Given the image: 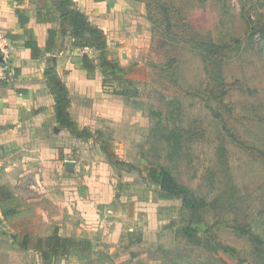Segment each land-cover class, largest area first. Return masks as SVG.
I'll use <instances>...</instances> for the list:
<instances>
[{
	"label": "rangeland",
	"instance_id": "rangeland-1",
	"mask_svg": "<svg viewBox=\"0 0 264 264\" xmlns=\"http://www.w3.org/2000/svg\"><path fill=\"white\" fill-rule=\"evenodd\" d=\"M103 4L110 11L97 12L121 22L105 55L69 45L63 27L55 42L69 63L85 52L120 63L115 79L69 77L67 111L91 133L78 137L49 112L29 145L0 123V185L12 194L0 202V264H42L36 240L55 229L93 249L48 264H264V0ZM2 17L16 71L0 3ZM5 71L0 56V84L14 79ZM150 169L183 195L161 190Z\"/></svg>",
	"mask_w": 264,
	"mask_h": 264
},
{
	"label": "crops",
	"instance_id": "crops-1",
	"mask_svg": "<svg viewBox=\"0 0 264 264\" xmlns=\"http://www.w3.org/2000/svg\"><path fill=\"white\" fill-rule=\"evenodd\" d=\"M72 2L77 11L86 15L91 25L104 31L107 36L108 47L115 45L114 43L121 37L119 30L121 22L118 21V17L113 12H108L107 15L100 13V11L97 12L99 8L101 12L110 11V9L104 8L103 3L107 0H72ZM0 3L5 10L6 18L9 20L8 23L4 22L6 24L4 27L9 32L7 33H11L12 38L17 41L13 56L16 74L12 77L14 79L0 84V123L14 122L7 133L12 135L16 142H20V138H22V142L31 145L34 138L40 137L41 126L48 113L55 114V101L44 77L47 58H52L54 71L66 87L68 94H71L72 89H74L71 85L75 86L70 84L72 79L69 77L74 74H83L84 70L80 68V56L74 60V63H69L67 46L54 44L51 51H45L50 29L56 30L55 41L58 43L63 40L62 37L59 38L62 27L68 32L65 35V40H68L69 45L73 40L69 34L68 21L62 23L55 17V14H50V19H46L44 13L38 14V11H42L44 8L45 0H0ZM15 8L19 9L27 18L25 28L20 26L18 15L14 12ZM3 18L0 20H4ZM30 40H35L41 50L36 57L32 55L29 48L24 46V42ZM72 49L75 50L76 48L73 47ZM96 70L99 71V69Z\"/></svg>",
	"mask_w": 264,
	"mask_h": 264
},
{
	"label": "trees",
	"instance_id": "trees-1",
	"mask_svg": "<svg viewBox=\"0 0 264 264\" xmlns=\"http://www.w3.org/2000/svg\"><path fill=\"white\" fill-rule=\"evenodd\" d=\"M49 2V0H45L44 8L46 7L45 9L49 12L48 15L55 14L53 11L54 9L51 11L47 6ZM53 2L59 3L60 7L58 6V8L61 9L59 13L60 17L68 21V26L70 28L69 34L73 38L71 44L79 48L88 47L93 51L96 50L101 52L102 55H105L107 52V41L104 31L91 25L86 15L73 7L72 0H55ZM14 12L18 15L20 26L25 28L27 21L25 15L17 8L14 9ZM38 14H42L41 11H38ZM55 36L56 30L50 29L48 31V39L45 47L46 52L51 51L54 47L56 42ZM24 46L31 50L34 57L38 56L41 52L35 40L25 41ZM218 60L221 64L222 59L220 54ZM97 64L98 65H96L93 57L88 53L85 52L81 55L80 68L86 70L88 73L99 69L103 78L111 77L115 79L119 75L121 66L118 61L107 59L106 56H104ZM44 77L50 92L55 98V115L57 122L78 137L88 136L91 131L88 128L79 130L77 123L71 119L67 111L69 103L68 91L57 77L53 65L48 66L44 70ZM121 93L124 94V91ZM149 175L161 190L178 197L179 195H183L184 191L167 171L162 169H150ZM11 198L12 194H10L4 186L0 185V202L10 200ZM15 212V209L2 210L4 217L12 216ZM186 230L190 234L195 232V229L190 227H186ZM24 243L27 244L28 240L26 239ZM35 249L40 253L42 264H48L50 260L63 258L72 253L77 254L79 257H88L92 252L93 244L91 240L87 238L75 239L70 236L60 235L57 229H55L52 234L37 238Z\"/></svg>",
	"mask_w": 264,
	"mask_h": 264
},
{
	"label": "built area",
	"instance_id": "built-area-1",
	"mask_svg": "<svg viewBox=\"0 0 264 264\" xmlns=\"http://www.w3.org/2000/svg\"><path fill=\"white\" fill-rule=\"evenodd\" d=\"M9 41H10V38L6 35V33L0 32V56H1V61L3 63L4 69L6 70L5 73L7 74V76L10 77V75H13V76L15 75V70L11 66L9 61H7L9 53L11 54L12 50L14 49V47L12 46V44L9 43ZM81 50L82 51H88V50H91V49H89L88 47H84ZM2 78H4V75H0V79H2Z\"/></svg>",
	"mask_w": 264,
	"mask_h": 264
}]
</instances>
